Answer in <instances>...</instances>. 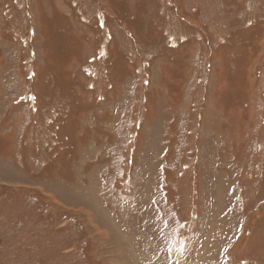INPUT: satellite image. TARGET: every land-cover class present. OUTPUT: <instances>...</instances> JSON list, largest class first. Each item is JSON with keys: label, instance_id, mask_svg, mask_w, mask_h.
Wrapping results in <instances>:
<instances>
[{"label": "rangeland", "instance_id": "obj_1", "mask_svg": "<svg viewBox=\"0 0 264 264\" xmlns=\"http://www.w3.org/2000/svg\"><path fill=\"white\" fill-rule=\"evenodd\" d=\"M0 264H264V0H0Z\"/></svg>", "mask_w": 264, "mask_h": 264}]
</instances>
